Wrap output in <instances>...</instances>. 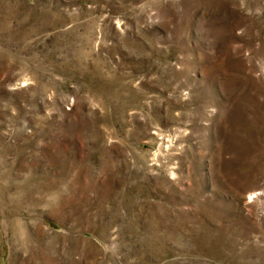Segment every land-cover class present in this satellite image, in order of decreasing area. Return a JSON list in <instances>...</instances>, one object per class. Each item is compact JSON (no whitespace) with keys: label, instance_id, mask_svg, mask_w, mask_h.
I'll list each match as a JSON object with an SVG mask.
<instances>
[{"label":"rangeland","instance_id":"rangeland-1","mask_svg":"<svg viewBox=\"0 0 264 264\" xmlns=\"http://www.w3.org/2000/svg\"><path fill=\"white\" fill-rule=\"evenodd\" d=\"M0 264H264V0H0Z\"/></svg>","mask_w":264,"mask_h":264}]
</instances>
